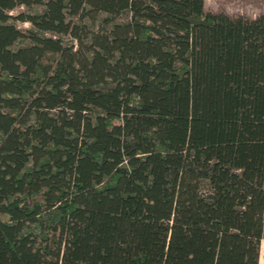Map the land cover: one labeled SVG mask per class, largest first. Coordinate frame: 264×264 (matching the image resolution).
I'll return each instance as SVG.
<instances>
[{"label": "trees", "instance_id": "1", "mask_svg": "<svg viewBox=\"0 0 264 264\" xmlns=\"http://www.w3.org/2000/svg\"><path fill=\"white\" fill-rule=\"evenodd\" d=\"M0 264H264V13L0 0Z\"/></svg>", "mask_w": 264, "mask_h": 264}, {"label": "rangeland", "instance_id": "2", "mask_svg": "<svg viewBox=\"0 0 264 264\" xmlns=\"http://www.w3.org/2000/svg\"><path fill=\"white\" fill-rule=\"evenodd\" d=\"M204 12L254 19L264 13V0H204ZM21 27L26 28L28 24Z\"/></svg>", "mask_w": 264, "mask_h": 264}]
</instances>
